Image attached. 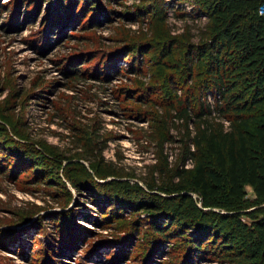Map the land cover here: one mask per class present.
<instances>
[{
  "label": "rangeland",
  "instance_id": "rangeland-1",
  "mask_svg": "<svg viewBox=\"0 0 264 264\" xmlns=\"http://www.w3.org/2000/svg\"><path fill=\"white\" fill-rule=\"evenodd\" d=\"M60 1L0 0V264H175L177 241L130 199L175 163L179 101L212 102L202 69L175 65L205 29L201 0ZM219 255L187 264H233Z\"/></svg>",
  "mask_w": 264,
  "mask_h": 264
},
{
  "label": "trees",
  "instance_id": "trees-1",
  "mask_svg": "<svg viewBox=\"0 0 264 264\" xmlns=\"http://www.w3.org/2000/svg\"><path fill=\"white\" fill-rule=\"evenodd\" d=\"M60 3L53 15L63 13ZM201 3L205 29L198 43L183 46L175 65L187 73L202 69L198 87L204 98L213 94L212 102L202 99L193 109L179 101L175 163L169 154L162 156V166L152 167L159 180L153 176L140 196H149L147 201L131 198L130 209L162 220V226L155 219L149 224L156 239L177 241L175 264L210 252L233 264H264V0ZM173 41H162V55L172 56Z\"/></svg>",
  "mask_w": 264,
  "mask_h": 264
},
{
  "label": "built area",
  "instance_id": "built-area-1",
  "mask_svg": "<svg viewBox=\"0 0 264 264\" xmlns=\"http://www.w3.org/2000/svg\"><path fill=\"white\" fill-rule=\"evenodd\" d=\"M264 8V4L260 7V11Z\"/></svg>",
  "mask_w": 264,
  "mask_h": 264
}]
</instances>
